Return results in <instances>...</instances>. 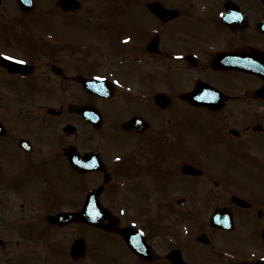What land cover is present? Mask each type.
Returning <instances> with one entry per match:
<instances>
[{
	"label": "flooded vegetation",
	"instance_id": "1",
	"mask_svg": "<svg viewBox=\"0 0 264 264\" xmlns=\"http://www.w3.org/2000/svg\"><path fill=\"white\" fill-rule=\"evenodd\" d=\"M60 1L0 0V237L92 189L109 245L53 264H264L261 0Z\"/></svg>",
	"mask_w": 264,
	"mask_h": 264
},
{
	"label": "rangeland",
	"instance_id": "2",
	"mask_svg": "<svg viewBox=\"0 0 264 264\" xmlns=\"http://www.w3.org/2000/svg\"><path fill=\"white\" fill-rule=\"evenodd\" d=\"M101 1H102V3L95 1V0H84L83 2H84V4H94V5L102 4V5H104L107 0H101ZM117 5H122V3L119 0H117ZM124 27H125V24H119L118 30H122ZM261 42L263 45L264 39H262ZM114 140H117L118 143L123 142L122 138L116 137V136H114ZM117 142L115 143V145H117ZM242 166H243V164H242ZM235 167L236 166L234 165V168ZM78 227L79 226L69 225V229L63 230L64 229L63 228L62 229L63 231L61 230L60 232H58L56 230H52L50 234H53V235L47 234L46 236H44V238H47V239L44 241H40V244H38V245L35 242V245H37V246H35L33 248H26L24 243L22 242L21 236L15 235L16 237H12L11 241H9L12 246H10L9 249H5V255L8 256L11 248H14V245H16L15 251L17 253V260H21V262L16 263L15 261H13L15 259V256L13 258L11 256L14 253L12 255L10 253V260H6V258H5L6 261L1 263V264H39L36 261V259L39 260L40 255L38 257H35V252L39 251V250H37V251L35 250L36 247L39 249H42L41 254H44L46 252V246H48V244H51L52 241H57L58 239H61L62 241H66L67 243H70L72 241V238L76 234V232L79 231ZM83 233L86 235L85 239L87 240L88 243H90V241H89L90 239L94 240L96 237L102 235V234L98 233L93 228H86V231L83 230ZM35 237H37V236L36 235H34V236L30 235L29 236V238H35ZM107 238H109V236H107ZM9 239L10 238H7V240H9ZM16 239H17V244L15 242ZM66 242H64V243H66ZM91 243H93V241H91ZM57 247L60 248V246H58V245H57ZM28 251L33 252V254H34L33 257H30V255H32V253L30 254ZM1 258H3V257L1 256Z\"/></svg>",
	"mask_w": 264,
	"mask_h": 264
},
{
	"label": "water",
	"instance_id": "3",
	"mask_svg": "<svg viewBox=\"0 0 264 264\" xmlns=\"http://www.w3.org/2000/svg\"><path fill=\"white\" fill-rule=\"evenodd\" d=\"M83 220L88 221V222H91V223H96V220H94V219H83Z\"/></svg>",
	"mask_w": 264,
	"mask_h": 264
}]
</instances>
